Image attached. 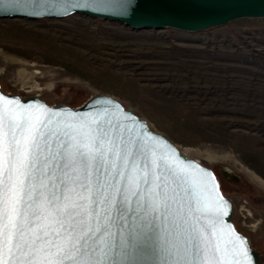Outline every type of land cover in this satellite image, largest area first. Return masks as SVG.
Segmentation results:
<instances>
[{
  "label": "snow or ice",
  "instance_id": "1",
  "mask_svg": "<svg viewBox=\"0 0 264 264\" xmlns=\"http://www.w3.org/2000/svg\"><path fill=\"white\" fill-rule=\"evenodd\" d=\"M112 111L0 95V264H254L214 177Z\"/></svg>",
  "mask_w": 264,
  "mask_h": 264
},
{
  "label": "rangeland",
  "instance_id": "2",
  "mask_svg": "<svg viewBox=\"0 0 264 264\" xmlns=\"http://www.w3.org/2000/svg\"><path fill=\"white\" fill-rule=\"evenodd\" d=\"M0 84L72 106L109 94L194 148L189 155L215 170L236 228L264 263V186L251 175L264 179V18L187 32L80 13L0 17Z\"/></svg>",
  "mask_w": 264,
  "mask_h": 264
},
{
  "label": "water",
  "instance_id": "3",
  "mask_svg": "<svg viewBox=\"0 0 264 264\" xmlns=\"http://www.w3.org/2000/svg\"><path fill=\"white\" fill-rule=\"evenodd\" d=\"M72 13L116 21L132 29L173 28L187 32H198L219 27L238 19H263L264 0H130L127 5L124 4V0H12L11 3L0 5V17L4 18H59ZM0 95H5L8 98H19L23 103H39L65 114L69 112L95 113L107 105L113 109L109 118L125 124H134V134L147 132L162 138L174 148L175 153L180 154V159L184 163L193 166L191 168L193 172L199 174L198 169H204L214 177V182L218 188L212 193V196L222 197L223 201L227 202L223 205L228 211V215L224 217L226 225L248 241L254 264H264L262 254L251 245L249 237L236 228L233 222L232 200L222 192L219 178L213 168L186 155L167 134L153 129L147 119L136 114L133 108L126 107L114 96L103 93L92 95L80 106H72L67 103L51 104L36 94L21 96L16 92H6L1 84ZM117 105L123 111L117 110L115 108Z\"/></svg>",
  "mask_w": 264,
  "mask_h": 264
},
{
  "label": "bare ground",
  "instance_id": "4",
  "mask_svg": "<svg viewBox=\"0 0 264 264\" xmlns=\"http://www.w3.org/2000/svg\"><path fill=\"white\" fill-rule=\"evenodd\" d=\"M20 73V72H19ZM22 74V73H21ZM24 75H25V73H24ZM27 78V77H26ZM34 80L33 79H29V80H27L26 82H25V84H27V85H30V86H33V82ZM34 83H36V81H34ZM34 86H36V85H34ZM37 87V86H36ZM34 89H35V87H34ZM37 89V88H36ZM40 89V88H39ZM41 90V89H40ZM34 91V90H33ZM39 91V90H38ZM186 155H188V156H191V155H189V153L188 152H197L194 148H189V147H186V148H183V147H180L179 145H177ZM210 158H213L214 156L213 155H210L209 156ZM195 159H197V160H199V158H196L195 157ZM200 161V160H199ZM227 169H228V172H227V174L228 175H234L233 173H234V171L231 169V168H229V167H227ZM251 175H252V177H254L262 186H264V179L263 178H261V177H259L258 175H256L255 173H252L251 172ZM244 207V206H243ZM247 211H248V216L249 217H252V212L250 211V210H248L247 209Z\"/></svg>",
  "mask_w": 264,
  "mask_h": 264
},
{
  "label": "flooded vegetation",
  "instance_id": "5",
  "mask_svg": "<svg viewBox=\"0 0 264 264\" xmlns=\"http://www.w3.org/2000/svg\"><path fill=\"white\" fill-rule=\"evenodd\" d=\"M227 167H228V166H225V167H224V168H225V172H226V173L228 172V169H227Z\"/></svg>",
  "mask_w": 264,
  "mask_h": 264
},
{
  "label": "trees",
  "instance_id": "6",
  "mask_svg": "<svg viewBox=\"0 0 264 264\" xmlns=\"http://www.w3.org/2000/svg\"><path fill=\"white\" fill-rule=\"evenodd\" d=\"M90 97H91V96H90ZM90 97H89V98H90ZM89 98H88V99H89ZM79 106H80V105H79ZM214 172H215V170H214ZM215 173H216V172H215ZM216 175H217V174H216ZM221 190H222V188H221ZM222 192H223V190H222ZM223 193H224V192H223Z\"/></svg>",
  "mask_w": 264,
  "mask_h": 264
},
{
  "label": "built area",
  "instance_id": "7",
  "mask_svg": "<svg viewBox=\"0 0 264 264\" xmlns=\"http://www.w3.org/2000/svg\"><path fill=\"white\" fill-rule=\"evenodd\" d=\"M242 206H245V205H242Z\"/></svg>",
  "mask_w": 264,
  "mask_h": 264
}]
</instances>
